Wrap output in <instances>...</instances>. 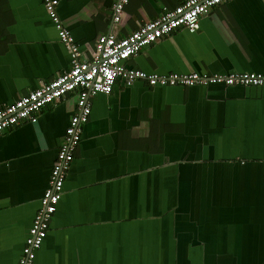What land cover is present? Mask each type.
Masks as SVG:
<instances>
[{
    "label": "crops",
    "instance_id": "crops-1",
    "mask_svg": "<svg viewBox=\"0 0 264 264\" xmlns=\"http://www.w3.org/2000/svg\"><path fill=\"white\" fill-rule=\"evenodd\" d=\"M58 0L84 56L183 0ZM145 72L264 73V0H226L142 47ZM70 67L43 0H0V107ZM88 120L33 264H264V84L130 85L90 98ZM76 92L0 133V264H15Z\"/></svg>",
    "mask_w": 264,
    "mask_h": 264
},
{
    "label": "built area",
    "instance_id": "built-area-1",
    "mask_svg": "<svg viewBox=\"0 0 264 264\" xmlns=\"http://www.w3.org/2000/svg\"><path fill=\"white\" fill-rule=\"evenodd\" d=\"M129 0H114L113 21L120 20ZM226 0H183L155 18L141 23L130 33L117 37L113 32L97 36L90 55L84 56L70 31L64 26L56 10L58 0H43V6L53 22L59 40L69 54L70 67L53 79L19 96L13 102L0 107V133L21 122H36L40 109L65 95L76 92L75 112L70 116L63 139L50 170L47 187L40 197V205L28 229L22 253L15 264H33L35 251L40 247L49 228V222L62 195L63 183L78 146L81 125L88 120L91 111L90 98L97 93L109 94L116 80L130 85L145 81L149 86H188L193 84L223 83L226 85H262L264 73L254 71L228 74H199L145 72L126 67L124 61L142 47L181 27L194 32L199 17L212 7Z\"/></svg>",
    "mask_w": 264,
    "mask_h": 264
}]
</instances>
